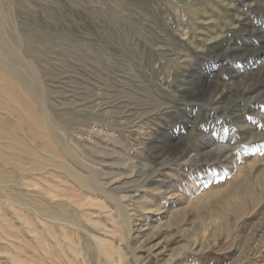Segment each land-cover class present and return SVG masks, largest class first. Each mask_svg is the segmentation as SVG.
I'll list each match as a JSON object with an SVG mask.
<instances>
[{
    "label": "rangeland",
    "instance_id": "374dc122",
    "mask_svg": "<svg viewBox=\"0 0 264 264\" xmlns=\"http://www.w3.org/2000/svg\"><path fill=\"white\" fill-rule=\"evenodd\" d=\"M25 5L11 9L18 34L37 33L29 51L40 44L49 49L37 57L25 51L26 44L21 51L42 67L47 109L62 124L69 147L82 149V162L95 168L101 182L111 179L103 183L106 187L123 188L124 194L136 197L141 185L155 178L169 184L159 189L165 193L157 197V207L132 218L134 246L158 240L163 246L168 234L179 235V245H184L183 232L175 233L173 224L168 232L164 225L154 233L148 227L160 218L166 222L168 208L186 209L191 201L204 204L206 218L195 222V250L185 264H264V239L251 247L264 225V179H256L264 173V0H150L148 5L131 0H27ZM187 6L210 15L204 24H213L209 36L215 37L209 39L191 26ZM23 7L38 12V18L29 19ZM101 12L115 17L113 22L129 33L134 54L117 46L101 47L84 24L72 19L85 17L88 24H97ZM154 13L158 23L152 21ZM69 24L74 31L64 30ZM167 35L177 40L164 41ZM198 48L203 51L195 53ZM146 84L160 103L132 102L119 92ZM255 159L259 162L248 182L235 183L228 207V178L239 176ZM101 170L112 171L107 175ZM124 180L132 182L127 186ZM212 186L219 188L214 195ZM205 193L209 199L203 198ZM214 211L220 216L210 222L207 217Z\"/></svg>",
    "mask_w": 264,
    "mask_h": 264
},
{
    "label": "bare ground",
    "instance_id": "6f19581e",
    "mask_svg": "<svg viewBox=\"0 0 264 264\" xmlns=\"http://www.w3.org/2000/svg\"><path fill=\"white\" fill-rule=\"evenodd\" d=\"M26 1L0 0V208L2 210L0 214V264H4L2 263L4 259L11 263L15 262V264L189 263L187 262L188 258L193 255L195 250V222H203L206 218L201 213L204 204L196 206L195 202L190 201L186 209L168 208L163 217L166 218V222L160 218L153 228H147L152 230L150 233H154L155 229L159 230L164 225L167 226L168 232L169 227L172 228L173 224L176 226L174 229L172 228L175 233L183 232L184 245H179V235L168 234L165 235L166 237L164 236L166 246H161L159 240L154 243L155 245L148 243L143 247L134 246L137 229L134 228L132 218L143 211L152 209L157 197L165 193L159 189H167L169 184L166 180L152 178L153 180L150 182L148 180V182L154 186L140 184L143 189L138 195L134 191L136 197L133 196V193L132 195L131 193L124 194L121 192L123 189L121 186H119L121 190L112 188L113 185H110L111 188L109 187L108 183L111 179H106L109 181L107 182L108 187H106V184H103L106 182L103 181L104 178H101L103 181L101 182L98 178L99 174L92 171L95 168L90 169L91 166H87L89 164L83 163L82 155L83 160L80 159L82 149L77 145L74 148L69 147V142L63 137L62 124L57 122L47 109L43 79L40 75L42 67L40 69V65L38 67L22 52L23 44H26L25 51L33 57L45 54L49 47L47 48L46 44V46L40 44L29 51L28 46L33 45L32 42L35 40L33 36L37 33L34 31V34H18L14 24L16 21L12 20L11 9L14 4L20 7L24 6ZM131 1H139L146 5L150 3V0ZM187 8L193 23L191 26L195 30H199V33L204 32L209 39L215 37L214 34H212L214 36H209L214 32H212L213 24L208 26L204 24L208 15L202 9L189 6ZM22 10L29 19L36 20V17L38 18V12L34 13L35 11L32 12L28 8ZM108 15L109 13L101 12L97 17L98 21L95 19L97 24H88L85 17L84 19H80V17V20H76L74 17L72 19L74 23L80 21L84 24L96 38L94 39L98 40L101 47L117 46L120 51L133 52L134 54L136 52L135 44L129 33L113 22L116 20L115 17L113 20ZM151 16L152 21L159 22L158 14L154 13ZM74 29L73 24L64 28L66 31H74ZM51 39L53 38L51 37ZM165 40L171 43L177 39L173 35H167L164 36ZM202 48L193 51L201 53ZM66 64L72 72L76 71L75 67ZM46 67L47 65H45ZM45 73L47 74V72ZM80 78L83 79L82 76ZM83 81L85 82V80ZM119 92L126 93L125 96L127 95L128 100L132 102L144 101L148 104L161 102L147 84L142 85L139 89L120 90ZM243 153L245 152L243 151ZM256 159L243 166L241 171L239 170L241 175L239 173V176L236 175L237 177L228 178L229 185L226 186L228 197L225 199L226 202L224 201L227 206H230L233 193L237 188L235 183L245 184L248 182L247 179H250V175L257 165L256 162H259L261 158ZM236 162L239 161L236 160ZM107 171L106 173L104 170L102 172L109 175V171ZM256 176L257 180L264 179V173ZM135 181L137 180L135 179ZM112 182L113 180L111 184ZM113 184L115 186V183ZM124 186L122 184V187ZM135 186L137 187V185ZM246 188L241 189L242 194L246 192ZM218 189L214 186L210 193H216L219 191ZM208 196L210 197V195ZM203 198L209 199L206 193ZM237 206L239 205L237 204ZM219 213L220 211H214L207 218L212 222L220 216ZM256 236L257 239L254 238L251 247H259L258 244L264 239V225ZM168 247L170 248L168 249ZM141 249L143 251H140ZM166 250L169 253L165 254ZM27 254H31V257L27 258Z\"/></svg>",
    "mask_w": 264,
    "mask_h": 264
}]
</instances>
